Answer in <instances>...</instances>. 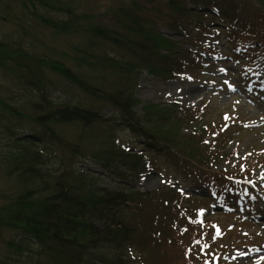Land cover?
Returning <instances> with one entry per match:
<instances>
[{
	"label": "trees",
	"instance_id": "obj_1",
	"mask_svg": "<svg viewBox=\"0 0 264 264\" xmlns=\"http://www.w3.org/2000/svg\"><path fill=\"white\" fill-rule=\"evenodd\" d=\"M49 1L25 0L23 5L54 36L84 37V45H74L73 66L16 47L25 39L22 35L15 43L12 37L0 41V66L12 74L16 70V80L38 92L33 95L38 99L29 103L0 94V115L25 117L39 132L26 137L15 134L8 154H0V180L6 177L13 183L7 195L11 201L0 203V225L23 236L18 243L6 242L24 256V262L15 264H172L176 253L177 262L189 264L186 250L193 251L191 243L199 242L205 231L187 219L189 200L167 190L161 197L123 185L147 166H155L143 154L128 153L134 143L121 132L146 139L149 155L169 149L166 152L193 164L191 177L200 175L214 183L221 175L211 167L218 163V149L225 139L210 142L207 138L220 125L204 124L187 134L185 130L203 112L191 114L177 110L178 105L163 108L149 103L144 114L137 115L138 78L142 69L154 76L173 77L179 62L201 59L161 33L166 25L184 38L193 37L191 44L196 46L197 37L217 35L210 25L201 27L189 3L211 8L217 2L214 6L221 7L223 14L238 18L226 24L227 33H239L232 44H250L260 51H264V6L260 0L259 10L243 0H121L111 9L115 24L105 25L77 12V0L74 6L69 0ZM40 6L47 13H40ZM247 28L252 29V36L244 35ZM102 43L111 47L107 52L112 56L101 54ZM162 49L166 53H160ZM98 66L110 71L107 87L102 85L106 82L103 75L98 81L89 75ZM44 69L48 77H60L59 85L65 84L57 86L62 95L51 96L55 85ZM58 127L69 128L70 136ZM153 139L166 148L150 144ZM44 140L50 144L43 146ZM88 161L118 181V187L106 185L103 175L89 169ZM181 233L186 236L182 244ZM199 261L195 254L192 264ZM7 264L12 263L8 260Z\"/></svg>",
	"mask_w": 264,
	"mask_h": 264
},
{
	"label": "rangeland",
	"instance_id": "obj_2",
	"mask_svg": "<svg viewBox=\"0 0 264 264\" xmlns=\"http://www.w3.org/2000/svg\"><path fill=\"white\" fill-rule=\"evenodd\" d=\"M53 0H50L51 3ZM71 1V4L74 6V0ZM121 0H77V4H75V9L77 12H83L89 14L93 20L99 21V23H103L105 25L111 24L114 25L111 9L113 6L118 5ZM25 0H0V41H6L7 38H11L10 41L17 42L21 40V35L25 38L23 42L18 43L16 47L22 46L23 49L27 51H32L40 56L38 57H46L52 59H60L65 61L67 64L72 65L74 63L75 57L77 55L74 54V45L78 47L80 43L87 42L83 40L84 37L74 38L73 36H54L51 34V30L48 29L36 16H31L27 8L24 7ZM255 5L257 8H261L256 0L250 2ZM262 6H264V0H261ZM199 4L193 6L192 3H189V7L194 9L195 12L196 7ZM74 8V7H73ZM39 12H45L44 8L40 6ZM74 11V10H73ZM47 13V12H45ZM56 16L58 13H54ZM60 16V14H59ZM194 16H198L197 13H194ZM64 17V16H60ZM204 17V16H200ZM173 20L168 21L169 28L172 24ZM165 22H167L165 20ZM166 24V23H165ZM161 33L164 38L170 39L175 42L181 41L180 36H176L174 33L170 32V29L167 28L166 25L161 30ZM83 41V42H82ZM12 43V44H14ZM183 46L185 48H190V42L187 40H182ZM211 45L213 48H216V55L220 58L225 57V55H232L231 49L228 47L221 46L214 42L213 40L205 42V44ZM180 44V42H179ZM224 47V48H223ZM111 47L105 45L104 43L99 45V51L101 54L111 55L107 51L110 50ZM224 49V51H222ZM160 53L164 54L166 51L163 49ZM223 54V55H222ZM112 56V55H111ZM245 60V58L240 59ZM217 66L213 68H209L205 70V73L198 72L194 73L191 76H186L182 78H174V79H166L167 77L154 76L150 74L147 69H142L141 75L138 78V88H137V98L140 100V104L135 107L134 111L137 115L144 114V106L146 104H154L156 106H160L161 104L163 108L165 107L162 104H172L175 102L183 104L185 107L189 109H195L202 106H208L211 110L207 119L212 120H221L222 115L225 113H234L233 118L238 119V124L235 128L230 129L231 131V140L226 144V148L224 152V156L222 162L216 164L214 169L216 171H231L232 168L236 165L244 164L247 161V157L250 153H257L264 151V124L259 118L261 114L259 110L254 109L252 106L251 100H247L243 98L240 93L235 89L237 82L243 84L251 82L250 79L242 78L238 76L241 66L245 65V61L241 62V66L238 63L233 62L232 60H227L226 63H216ZM225 64V65H224ZM12 74L10 71L2 68L0 66V94H3L5 97L10 96L12 101L21 99L23 102H35L36 98H33V95H38V92H35L32 88L25 87L23 82L17 81L16 79V70ZM47 70L44 69V73ZM46 75V73H45ZM90 77L95 79L100 75L106 79V82L102 85H109L112 80L110 71L108 68L102 69L101 66L91 70L89 73ZM47 76V75H46ZM48 80L54 83V89L51 90V96L56 98L58 93L62 95V91L59 92L57 86H64L62 83L59 85L61 79L57 75L49 74L47 76ZM232 78V79H231ZM110 79V80H109ZM237 79V82L234 81ZM16 80V81H15ZM263 80V79H262ZM261 80V81H262ZM94 81V80H92ZM98 81V80H96ZM95 82V81H94ZM109 83V84H108ZM239 85V84H237ZM252 85V84H250ZM233 87V89H231ZM32 95V96H31ZM52 98V99H54ZM81 99L84 96L79 97ZM38 99V96H37ZM36 99V100H37ZM255 99H259L258 96H255ZM211 101V103L209 102ZM18 102V101H15ZM41 102V100H40ZM85 103H89V101H83ZM19 103V102H18ZM92 103H89L90 105ZM107 114L109 113V109L105 111ZM111 113V112H110ZM109 113V114H110ZM25 118V117H23ZM18 116H12L9 113H2L0 115V154L7 155V151L10 150L11 139L14 138L15 134L18 137H26L30 134L39 135L38 131H34L37 129V126L32 124L31 121L23 119ZM260 122V123H259ZM247 123H253L247 124ZM199 124L196 126L198 127ZM262 126V127H261ZM195 127L194 129H196ZM58 131H62V133H67L70 136L71 131L69 128H57ZM186 132V130H185ZM121 136L126 138L128 141H133L134 144H140L138 138H135L131 135H128L126 132H121ZM50 144L47 140H44L43 146ZM125 144H127L125 142ZM39 145H41L39 143ZM131 146V145H130ZM131 151L129 153H132ZM232 155L231 160L227 161V156ZM175 158V157H174ZM177 159H170L166 155H160L156 158V165L161 169V172H154L150 176H145L142 179L136 181L133 178V184L129 189H136L141 192H154L160 194V188L162 186H169L170 192L168 189L167 192L170 194L171 192H182L183 195H195L196 197L204 196L206 198V190H209L206 185L202 184V180L189 178L188 176H184L179 171H181L176 166ZM180 164V163H179ZM89 166L92 167V170L95 172H101V169L90 161ZM164 169L166 172L171 171L173 173H164ZM179 174L178 177L174 175ZM169 175L174 176L177 181L174 180L172 183H168V181L172 178H169ZM105 176L104 183L110 186L112 189L118 187V182L113 180L112 177L109 178ZM186 177V178H185ZM197 181L199 182L198 184ZM179 182V183H178ZM248 182L256 186H263L262 191L259 192V196L257 200H264V161H260L256 167V170L248 178ZM130 184V183H129ZM169 184V185H168ZM176 185V186H173ZM13 183L9 178L2 177L0 180V203L4 204L8 200V193L10 189H12ZM229 191H234V189H229V187L224 186L222 189H219L220 199L225 198L228 206H236L237 198L233 196L227 195ZM181 193V192H180ZM228 197V199H227ZM220 199L212 200L209 203H206V206L209 208V212L204 211V218L198 217L196 213H194L193 217L198 223H202L210 219H214L215 222H218L222 228L221 233L219 235H215V237L225 238L226 233L225 230H230L231 228H236L239 225L238 218L236 217L237 213L232 215L228 214H220L221 211H224V208L220 206ZM247 201L251 202L252 200L248 199ZM1 206V205H0ZM241 205L234 207L236 211H240ZM216 211V212H214ZM213 215V216H212ZM240 215V214H239ZM192 217V216H191ZM190 217V218H191ZM237 220V223L235 224ZM242 227L241 234H248L247 238L249 239H258L255 241L253 247L251 248H235L236 246L226 250L222 257L218 260L224 264H264V227L259 226V223L256 224H244ZM236 235H239L236 232ZM23 236L18 232H13L10 229H3L0 225V264H7L8 260L11 263L15 264L18 260L20 262H24V256L21 258V251H16L7 246V241H18L22 240ZM137 249V248H136ZM220 249V248H218ZM255 251V252H254ZM260 251L261 253H256ZM254 252V253H252ZM248 254L249 259H240L243 254ZM150 254V253H149ZM159 254V253H158ZM180 257L182 253H179ZM25 255V254H24ZM160 255V254H159ZM161 256V255H160ZM178 253L176 256L171 258L172 264H181V262H177ZM252 257V258H251ZM239 258V259H238Z\"/></svg>",
	"mask_w": 264,
	"mask_h": 264
},
{
	"label": "snow or ice",
	"instance_id": "obj_3",
	"mask_svg": "<svg viewBox=\"0 0 264 264\" xmlns=\"http://www.w3.org/2000/svg\"><path fill=\"white\" fill-rule=\"evenodd\" d=\"M217 234H219V233H217Z\"/></svg>",
	"mask_w": 264,
	"mask_h": 264
}]
</instances>
